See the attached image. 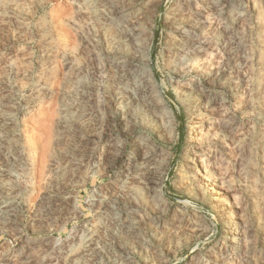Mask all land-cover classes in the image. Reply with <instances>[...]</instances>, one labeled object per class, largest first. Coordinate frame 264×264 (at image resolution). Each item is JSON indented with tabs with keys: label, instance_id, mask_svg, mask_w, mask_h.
<instances>
[{
	"label": "rangeland",
	"instance_id": "rangeland-1",
	"mask_svg": "<svg viewBox=\"0 0 264 264\" xmlns=\"http://www.w3.org/2000/svg\"><path fill=\"white\" fill-rule=\"evenodd\" d=\"M0 264H264V0H0Z\"/></svg>",
	"mask_w": 264,
	"mask_h": 264
}]
</instances>
